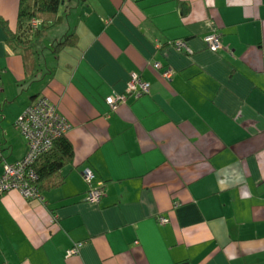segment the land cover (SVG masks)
Segmentation results:
<instances>
[{
    "label": "crops",
    "instance_id": "obj_1",
    "mask_svg": "<svg viewBox=\"0 0 264 264\" xmlns=\"http://www.w3.org/2000/svg\"><path fill=\"white\" fill-rule=\"evenodd\" d=\"M19 3L0 0L12 32ZM59 12L34 74L0 23L3 159L25 155L19 120L39 95L71 122L74 149L47 203L0 196V264H264V0H64ZM215 31L218 51L203 41Z\"/></svg>",
    "mask_w": 264,
    "mask_h": 264
},
{
    "label": "trees",
    "instance_id": "obj_2",
    "mask_svg": "<svg viewBox=\"0 0 264 264\" xmlns=\"http://www.w3.org/2000/svg\"><path fill=\"white\" fill-rule=\"evenodd\" d=\"M63 1L64 0H20L17 14V28L14 32L9 30L7 22L3 18H0V23L7 33V42L9 48L22 56L24 66L28 73L33 72L34 74L37 70V46L43 39L44 34L50 29L62 23L63 21V14L62 12H59ZM76 44L77 38L75 34L71 33L57 40L56 43L53 44V51L57 53L67 47L75 46ZM36 98L37 96L34 97L30 104H32ZM60 114L64 116L62 113ZM68 122L71 125L70 128H68L65 133H62L54 138L49 139L48 141L50 145L48 149L40 153L37 158L32 163H30L29 173L35 175V178L29 176L28 174H25L24 176V180L27 181L29 185L32 186L38 193V196L33 199L37 198L42 203H47V200L44 195L45 192L64 185L67 180V167L73 165L74 149L72 142L67 136L68 131L72 128V124L69 120ZM19 129L21 134L23 135L21 127H19ZM24 140L27 145V141L25 138ZM27 151L28 145L26 153ZM17 161L12 163L6 162L3 159L1 153L0 173L3 171V167L5 164H14ZM85 170H83V176ZM12 190L20 193V191L17 189ZM6 192L2 193L0 196H3ZM21 196L23 197L22 194ZM100 200L91 201L94 203H99ZM157 221L164 223L167 221V219L165 217L158 216ZM76 244L81 245L80 247H77L75 246ZM76 244L74 246L78 249V253L76 254L78 255L82 246V242H77Z\"/></svg>",
    "mask_w": 264,
    "mask_h": 264
},
{
    "label": "built area",
    "instance_id": "obj_3",
    "mask_svg": "<svg viewBox=\"0 0 264 264\" xmlns=\"http://www.w3.org/2000/svg\"><path fill=\"white\" fill-rule=\"evenodd\" d=\"M203 41L207 47L213 50H219L222 45L220 35L216 31L206 35ZM175 46L178 50L188 49L187 43L184 41L176 42ZM153 65L155 68H161L160 62H155ZM162 74L166 79H171V72H169V70L163 71ZM130 83V89L132 91L136 90L138 85L142 92L149 89V83L138 78H134ZM117 99L118 98L110 96L106 98V103L116 108L117 104H115V102ZM70 126L68 120L59 113L55 102L45 95L37 96L35 101L27 108L25 116L19 120V127H21L24 138L27 141L28 151L26 155L16 163L4 165L3 171L0 173V195L6 191L17 189L24 198L33 199L37 197V191L24 180L25 174L35 178V175L29 173L30 163H32L40 153L48 149L50 145L49 139L65 133ZM84 176L88 183H91L94 177L93 173L88 169L84 171ZM88 195L92 201H99L103 196V189L100 187H91ZM80 245L81 244H76L75 246L80 247ZM75 246L67 251V256L76 255L78 253V249Z\"/></svg>",
    "mask_w": 264,
    "mask_h": 264
},
{
    "label": "rangeland",
    "instance_id": "obj_4",
    "mask_svg": "<svg viewBox=\"0 0 264 264\" xmlns=\"http://www.w3.org/2000/svg\"><path fill=\"white\" fill-rule=\"evenodd\" d=\"M205 43V42H204ZM125 100V98H124V94H122V95H120L119 97H118V99L116 100V102H115V104H119L120 103V101H124ZM104 190H103V194H104Z\"/></svg>",
    "mask_w": 264,
    "mask_h": 264
},
{
    "label": "clouds",
    "instance_id": "obj_5",
    "mask_svg": "<svg viewBox=\"0 0 264 264\" xmlns=\"http://www.w3.org/2000/svg\"><path fill=\"white\" fill-rule=\"evenodd\" d=\"M210 33H211V32H210ZM217 33H218V32H217ZM218 34H219V33H218ZM219 35H220V34H219ZM220 38H221V36H220ZM221 44H222V42H221ZM221 48H222V45H221ZM221 48H220V49H221ZM220 49H219V50H220ZM212 50H213V49H212ZM214 51H218V50H214Z\"/></svg>",
    "mask_w": 264,
    "mask_h": 264
}]
</instances>
